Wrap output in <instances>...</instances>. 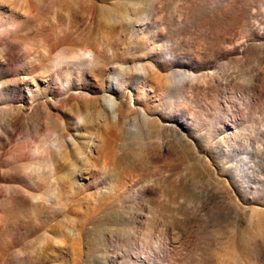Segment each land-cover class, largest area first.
<instances>
[{
    "label": "rangeland",
    "instance_id": "obj_1",
    "mask_svg": "<svg viewBox=\"0 0 264 264\" xmlns=\"http://www.w3.org/2000/svg\"><path fill=\"white\" fill-rule=\"evenodd\" d=\"M0 264H264V0H0Z\"/></svg>",
    "mask_w": 264,
    "mask_h": 264
}]
</instances>
